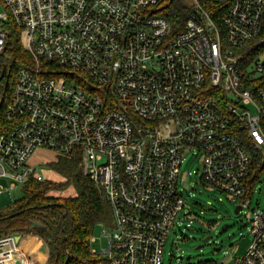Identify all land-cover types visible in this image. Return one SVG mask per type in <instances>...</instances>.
<instances>
[{
  "label": "built area",
  "instance_id": "obj_1",
  "mask_svg": "<svg viewBox=\"0 0 264 264\" xmlns=\"http://www.w3.org/2000/svg\"><path fill=\"white\" fill-rule=\"evenodd\" d=\"M219 1L221 25L187 0L172 31L159 0H0V72L11 26L28 57L0 114V195L36 171L35 148L78 155L113 216L96 264H163L186 152L202 183L247 207L250 147L264 148V0ZM247 221L231 264H264V213ZM16 236L0 235V264H45Z\"/></svg>",
  "mask_w": 264,
  "mask_h": 264
},
{
  "label": "trees",
  "instance_id": "obj_2",
  "mask_svg": "<svg viewBox=\"0 0 264 264\" xmlns=\"http://www.w3.org/2000/svg\"><path fill=\"white\" fill-rule=\"evenodd\" d=\"M200 1L212 19L221 25L225 5L219 0ZM158 7V12L170 22L172 31L180 30L193 10L187 0H159ZM11 28L1 58L8 72L1 89L0 114L8 101L16 68L19 62L28 58L18 30L14 26ZM250 154L252 172L246 197L264 169L262 150L250 147ZM50 167L56 173V179L42 178L35 171L20 186L21 194L0 207V235H39L48 248L45 264H64L67 256V264H96L97 255L91 251L89 238L98 224L101 229L112 224L111 209L104 192L83 173L79 157L74 153H59L50 162ZM202 264L215 263L207 261Z\"/></svg>",
  "mask_w": 264,
  "mask_h": 264
},
{
  "label": "rangeland",
  "instance_id": "obj_3",
  "mask_svg": "<svg viewBox=\"0 0 264 264\" xmlns=\"http://www.w3.org/2000/svg\"><path fill=\"white\" fill-rule=\"evenodd\" d=\"M1 11L3 5L0 3ZM4 82L5 78L0 83L2 89ZM58 154L59 152L53 149L37 147L32 151L27 162L36 167L40 177L56 179L57 175L51 169L50 162L55 160ZM262 156L264 157V148ZM200 159V154L194 156L188 152L184 154L178 177L184 208L174 221L165 240L163 264H202L207 261L215 264H231L235 258L244 255L250 244L251 235L247 221L249 214L255 210L264 213V169L249 194L250 204L238 213H234L236 203L230 200L227 194L200 181ZM20 194V187L3 193L0 195V207L6 206ZM110 221H113L112 213ZM224 224L225 227L221 229ZM92 236L94 240L90 242V247L97 250L105 247L107 237L102 233L99 224ZM207 236L210 237L204 241ZM48 255L49 253L46 259Z\"/></svg>",
  "mask_w": 264,
  "mask_h": 264
},
{
  "label": "crops",
  "instance_id": "obj_4",
  "mask_svg": "<svg viewBox=\"0 0 264 264\" xmlns=\"http://www.w3.org/2000/svg\"><path fill=\"white\" fill-rule=\"evenodd\" d=\"M21 248L30 251L42 263H45L47 247L44 240L36 234H23L18 239Z\"/></svg>",
  "mask_w": 264,
  "mask_h": 264
},
{
  "label": "water",
  "instance_id": "obj_5",
  "mask_svg": "<svg viewBox=\"0 0 264 264\" xmlns=\"http://www.w3.org/2000/svg\"><path fill=\"white\" fill-rule=\"evenodd\" d=\"M5 72H6V64L4 63V64L2 65V69H1V72H0V80L3 78ZM239 210H240V205H236V206H235V209H234V213H238ZM225 225H226V224H224V225L222 226L221 229H223V228L225 227ZM209 237H210V236H207V237H205L203 240L206 241ZM16 239L18 240V239H19V236H16ZM198 246H200V245H198ZM68 257H69V256H67V258H66L64 264H67V262H68Z\"/></svg>",
  "mask_w": 264,
  "mask_h": 264
},
{
  "label": "flooded vegetation",
  "instance_id": "obj_6",
  "mask_svg": "<svg viewBox=\"0 0 264 264\" xmlns=\"http://www.w3.org/2000/svg\"><path fill=\"white\" fill-rule=\"evenodd\" d=\"M2 81H0V83H1Z\"/></svg>",
  "mask_w": 264,
  "mask_h": 264
},
{
  "label": "bare ground",
  "instance_id": "obj_7",
  "mask_svg": "<svg viewBox=\"0 0 264 264\" xmlns=\"http://www.w3.org/2000/svg\"><path fill=\"white\" fill-rule=\"evenodd\" d=\"M17 236H19V235H17Z\"/></svg>",
  "mask_w": 264,
  "mask_h": 264
}]
</instances>
